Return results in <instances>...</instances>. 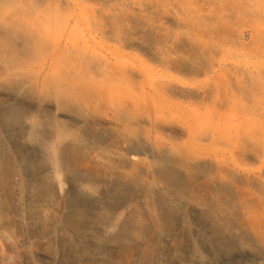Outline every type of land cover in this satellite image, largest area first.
<instances>
[{
    "label": "rangeland",
    "instance_id": "rangeland-1",
    "mask_svg": "<svg viewBox=\"0 0 264 264\" xmlns=\"http://www.w3.org/2000/svg\"><path fill=\"white\" fill-rule=\"evenodd\" d=\"M0 72L1 99L25 88L0 114L4 264H264V0H0ZM88 114L182 162L179 183L140 176L176 196L153 216L133 202L130 234L101 228L130 193L102 197L122 154L92 149L75 122ZM46 122L79 143L58 165Z\"/></svg>",
    "mask_w": 264,
    "mask_h": 264
},
{
    "label": "bare ground",
    "instance_id": "bare-ground-1",
    "mask_svg": "<svg viewBox=\"0 0 264 264\" xmlns=\"http://www.w3.org/2000/svg\"><path fill=\"white\" fill-rule=\"evenodd\" d=\"M0 74H2V72H0ZM24 89V85L20 84V90H18L16 94L4 96L2 99L0 96V114L3 115V113L7 111L6 109L11 106V102H17L19 100L21 92L24 91ZM33 105L40 115L45 116L48 113V109L46 105L44 106L42 101L36 100ZM75 122L83 126L85 131L84 134L88 139L95 141L92 145V149H96L98 143H114L120 146V153L122 155L117 157L118 165L114 166L111 163L105 165L107 166L105 168L109 171L118 172L117 181L113 179V177L107 175L97 179V183L104 187L102 191V197L104 198L110 199L113 192L116 191V188L113 187L114 182L123 184V186L128 188L130 193L120 205L121 208L127 211V214L122 218H117L114 213H108L102 216L101 228L105 232L107 238H112L116 232L118 235L130 234L137 229L133 225H140L139 220L143 215L140 214L137 209H133V202L139 201L143 211L148 214V216H153L154 213L163 210L164 203L169 204V202L171 203L174 200L176 196L174 187L164 186L161 191L156 188L157 191L160 192V195H158L155 192L156 190L152 189L155 187H145L140 177L146 175L148 178L160 181V183L166 179L172 178L179 183L183 173L181 168L182 162L177 161V155L170 147L162 148L161 146L151 145L147 141L143 142V144L140 142L139 144L137 140L126 139L123 137V128L120 123H118L116 119L108 116L88 114L87 116L76 118ZM44 126L50 135H56L52 123L46 122ZM63 137L64 134L60 132L56 135V138L59 139V148L57 146L50 147L47 146V144L44 147L47 153L45 158L53 163L56 162V165L59 164L71 147L79 146V143L75 144L71 142L61 144V138ZM138 147L141 148L140 150H146L156 161L146 165L143 164L140 159L134 157L130 158V154ZM130 168L131 172L126 173L125 170ZM85 181V179H77L76 187L78 189H83ZM88 197L96 199V195L93 193L89 194ZM101 201H103V199ZM0 263L4 264V258L1 254Z\"/></svg>",
    "mask_w": 264,
    "mask_h": 264
}]
</instances>
